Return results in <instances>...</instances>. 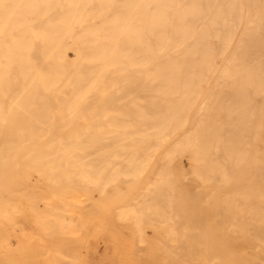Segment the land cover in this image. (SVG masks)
Here are the masks:
<instances>
[{"label":"bare ground","instance_id":"1","mask_svg":"<svg viewBox=\"0 0 264 264\" xmlns=\"http://www.w3.org/2000/svg\"><path fill=\"white\" fill-rule=\"evenodd\" d=\"M0 264H264V0H0Z\"/></svg>","mask_w":264,"mask_h":264}]
</instances>
